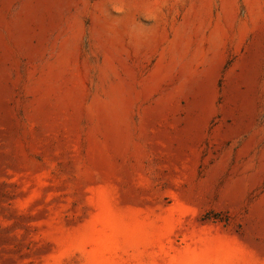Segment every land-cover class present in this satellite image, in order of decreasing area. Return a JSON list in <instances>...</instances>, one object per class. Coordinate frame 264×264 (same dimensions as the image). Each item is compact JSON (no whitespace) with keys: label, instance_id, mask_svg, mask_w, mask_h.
<instances>
[{"label":"rangeland","instance_id":"374dc122","mask_svg":"<svg viewBox=\"0 0 264 264\" xmlns=\"http://www.w3.org/2000/svg\"><path fill=\"white\" fill-rule=\"evenodd\" d=\"M0 264H264V0H0Z\"/></svg>","mask_w":264,"mask_h":264}]
</instances>
